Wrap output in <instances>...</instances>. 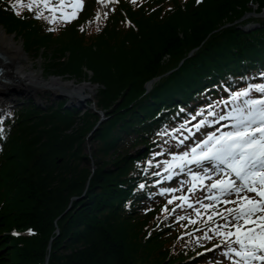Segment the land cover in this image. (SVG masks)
<instances>
[{"label": "trees", "instance_id": "1", "mask_svg": "<svg viewBox=\"0 0 264 264\" xmlns=\"http://www.w3.org/2000/svg\"><path fill=\"white\" fill-rule=\"evenodd\" d=\"M14 2L0 0V26L42 55L48 72L81 73L97 55L131 73L101 89L110 118L94 137L91 178L80 166L84 136L97 123L84 120L90 112L32 100L0 112V264H225L200 255L220 243L209 231L217 222L194 206L170 210L161 188L176 177L173 157L193 141L177 140L184 123L229 112L230 94L264 84V16L244 18L262 15L264 0H118L99 22L97 0H84L78 19L56 25L26 8L16 15ZM251 23L258 27L246 29ZM30 228L32 237L12 235Z\"/></svg>", "mask_w": 264, "mask_h": 264}, {"label": "snow or ice", "instance_id": "2", "mask_svg": "<svg viewBox=\"0 0 264 264\" xmlns=\"http://www.w3.org/2000/svg\"><path fill=\"white\" fill-rule=\"evenodd\" d=\"M109 2L117 3L118 0H97L104 9L108 8ZM132 3L135 4L136 0H132ZM21 8H26L36 19H44L49 24H67L78 19L84 8V0H15L11 4L16 15L21 14ZM107 15V12H103L104 17ZM100 19L101 15L98 13L96 21L99 22ZM253 92L260 93L261 98H253ZM230 95V100L223 101L225 105H233L230 112L221 114L211 111L209 114L215 117V123L234 121L232 130L221 131L219 134L216 131L206 133V138L192 147L190 152L173 159L194 164L201 169L200 174L191 173L189 192L194 194L199 186L209 193L206 198L213 203L204 204L198 200L200 207L211 211L208 217L210 221L213 217L224 221L216 223L215 228H209L214 236L220 238V244L216 247L222 245L226 249L222 255L231 259V264H264V84H249L244 90ZM241 100L242 103H237ZM198 115H203V112ZM2 123L0 120V124ZM211 123L202 121L196 128L199 130ZM2 132L3 129L0 128V133ZM220 166H223V170ZM205 180L212 182L205 185ZM177 190L182 191H172ZM175 199L181 200L189 208L193 207L186 196ZM168 203L173 201L169 200ZM218 203L225 205L223 211L217 208ZM228 205L232 207H227ZM164 211L167 212L168 209L165 208ZM196 215L200 216V212L197 211ZM179 219L184 220L185 217L181 216ZM29 234L34 233L29 230ZM13 235L19 233L14 232ZM204 239L211 237L205 233Z\"/></svg>", "mask_w": 264, "mask_h": 264}, {"label": "rangeland", "instance_id": "3", "mask_svg": "<svg viewBox=\"0 0 264 264\" xmlns=\"http://www.w3.org/2000/svg\"><path fill=\"white\" fill-rule=\"evenodd\" d=\"M117 4L118 3L109 2V6H108L107 9L102 8V5L98 4L99 8H98L97 14L99 13L102 17H104L103 16V12H107L108 14H110L111 12L114 11L115 6ZM255 6H257V5H255ZM254 9H256V8L254 7ZM254 14H256V13H254ZM253 17L254 18H258V17H261V15H254V16L247 17L245 19H246V21H250V22L253 23V20H251V19H253ZM125 18H126V16H125ZM252 23L247 25L246 29H251L253 27V25H254ZM0 29L5 31L7 36L13 38L18 45L22 46L25 55H27L28 63H30L31 66L34 67L37 71L42 73L43 79L49 80V81L51 79H57V80L60 79V80H62L64 82L74 83L75 85H80V84L96 85L97 87L95 88V92L98 93V95H96L97 111H102L105 114V116H108V113L110 112V110H108L105 107L104 108L101 107V102H100V100H101V97H100L101 89L103 87H106V85H113V83L115 81H117L119 83H126V79H129V74L131 72L128 73L126 71H122L123 68L120 65H114L111 58L98 57L97 55L95 56L96 62H95V65L92 67V69L88 65L87 66H83V64H82L81 65V73L79 71H76V70L80 69V67L69 71V73H52V72H48V67H47L48 63H45V61L41 58L42 55H35L34 53L26 52V50H24L23 41L20 38H15L14 34H8L6 32V30L2 26H0ZM127 58H129V57H127ZM117 60L119 61V59H117ZM133 60L134 59L132 58V62H133ZM105 73H108V75L105 76ZM15 91H19V90H13V92L11 91V93H10V94H12V96H10L11 99L3 102L0 105V112L4 108H6V106H8V105H11L12 107H15L17 109H21V106H22V104H24V102H27V104H29V100H31V99H29L30 96L39 97L41 105H42L40 107H43V108L45 106H51L52 104H55L57 102H66V104H67V101H69V99H67V98H64V99H61V100H56V101H54V100L51 101V93L50 92H46L44 94L42 93V94H39V95H35L32 92L28 93L27 92L28 90L26 91L27 94H25V93L20 94L19 92H18V94H16ZM75 103H77V101H75ZM87 105L89 107H91L92 106V102L87 103ZM73 108H75V107H73ZM88 112H90L91 114H89L90 116H89L88 119L84 118L85 121L97 122L98 123L101 120V117L96 112L92 111L91 109L82 111V113H84V114L88 113ZM84 114H82V116H84ZM109 118L110 117H108L103 123H105ZM229 123H230V120L220 121L219 123L213 122V123H211L210 126L207 125V128H205V129H210L211 131H215L218 128L221 129L223 127L220 130V132L223 131V130H232V129H229V125H230ZM100 128H101V125H100ZM93 129L94 128H91V127L88 128V132L84 136L85 137V142H86L85 143L86 150H84V156L86 158H88V160H81L80 161V164H81L80 166L86 167L89 171H91L92 172V176H93L94 170L96 169V165H95V163L93 161L95 159H94V156L92 154H93V152H96L98 150V148H99V144H98L96 138H94L96 133L99 130L93 133ZM123 145H124V143L122 142L121 145H120L121 149L124 147ZM141 148L143 150L144 147H141ZM133 154H134V152H133ZM62 161H63V159H60L58 161L59 164H61ZM92 164L94 165L95 169H92L93 168ZM220 167L223 170V167L222 166H220ZM191 168L188 167V170H190ZM213 175H216V174L213 173ZM182 177H184V178H182L179 181L174 183V189H182V190L188 189L189 190V188L191 187V181L188 179L187 176H182ZM90 178H91V175H90ZM180 193L181 192H179V190H177L176 194H180ZM170 195H172V194H170ZM195 195H196V199L193 201V203H197L200 206V203H198V200L204 201L205 199H207L206 197L209 194L206 191L201 190V189L198 188L195 191ZM31 196H34V195H31ZM70 196H71V194L68 196V198ZM75 197L76 196H73L72 199L75 198ZM23 199H24V202L26 204L29 203V202L26 201V199L24 197H23ZM69 207L66 208L62 212V215L66 214L68 212ZM38 214H39L40 218H41V216L42 217L44 216V214L41 213V212L40 213L38 212ZM57 221H55L56 224H57ZM29 230H31V232L34 233V231L30 228V229H26L22 233L18 232L16 230H13L12 231V235L15 232V233H19V235H14L17 238L22 237V236L32 237L34 234H29ZM57 230L55 232L58 234L59 230H58V232H57ZM49 245H50V249H51V244H49ZM209 255L210 256L206 259V261L216 262V263L231 264V259L224 257L222 255V253H217V252L214 251V252L210 253ZM47 261L49 262V257L47 258Z\"/></svg>", "mask_w": 264, "mask_h": 264}, {"label": "bare ground", "instance_id": "4", "mask_svg": "<svg viewBox=\"0 0 264 264\" xmlns=\"http://www.w3.org/2000/svg\"><path fill=\"white\" fill-rule=\"evenodd\" d=\"M0 67L3 69L1 75L3 79L0 80V105L11 99L12 94L10 93L13 90H19L15 91L16 94L18 92L25 93L28 90V93L32 92L36 95L50 92L56 96L65 94L61 87L67 89L68 92L73 89V86L60 79H51L50 81L43 79L42 73L28 63L27 55H25L22 46L18 45L13 38L7 36L2 29H0ZM38 85H41V87H38ZM43 87H51V89L45 90ZM81 89L94 99L97 108L96 95L98 93L95 92V89L89 85L79 86V90ZM73 90L77 91L76 89ZM70 98L71 100L67 102L79 105L78 102L75 103L76 97L70 96ZM105 117L108 118L109 116Z\"/></svg>", "mask_w": 264, "mask_h": 264}, {"label": "water", "instance_id": "5", "mask_svg": "<svg viewBox=\"0 0 264 264\" xmlns=\"http://www.w3.org/2000/svg\"><path fill=\"white\" fill-rule=\"evenodd\" d=\"M256 9H257V6H254ZM254 15H258V14H254V13H249L247 14L244 18H247V17H250V16H254ZM261 16H264V12ZM249 27V26H248ZM258 27V24H254L253 27L251 29H255ZM160 78H156V79H153L152 81L148 82L146 84V93H148L150 91V89L152 88V85L154 82L158 81ZM57 80V79H56ZM59 80V79H58ZM67 84H69L70 86H73V89H76L77 91H74L73 89L68 92L67 89L65 88H62L61 89L65 92V94H59V95H52L51 94V101L54 100H61V99H64V98H67L69 100H71L70 96H73V97H76V101L79 103V105H75L74 103H69L67 102V104L65 105V108L66 109H72L73 107H75L78 111H85V110H88V109H91L92 111L96 112L100 117H101V120L95 125L94 129H93V133L98 131L99 128H100V125H102V123L107 119L105 117V114L102 112V111H97V108L95 107V101L93 98H91V96H88L86 94V92L84 90H79V86H82V85H89L91 86L93 89H95L97 86L96 85H90V84H80V85H75L74 83H71V82H66ZM38 87H41V85H38ZM45 90H49L51 89V87H43ZM89 91V90H88ZM23 93V92H22ZM20 93V94H22ZM26 93V92H25ZM27 94V93H26ZM32 95V94H31ZM36 95V94H35ZM70 95V96H69ZM29 99H31L37 106H42L41 105V102H40V98L39 97H36V96H30ZM89 102H92V106L89 107L87 105V103ZM47 103V102H46ZM92 169H95L94 165L92 164ZM92 176V174H91ZM83 197V196H82ZM82 197H75L72 199V201L74 200H79L81 199ZM71 208V207H70ZM69 208V209H70ZM69 211V210H68ZM58 232V230H57Z\"/></svg>", "mask_w": 264, "mask_h": 264}]
</instances>
